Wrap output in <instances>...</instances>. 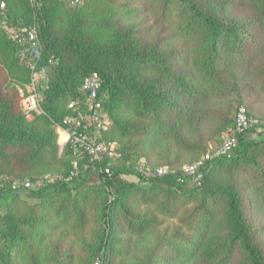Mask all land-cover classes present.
Returning a JSON list of instances; mask_svg holds the SVG:
<instances>
[{"label": "trees", "instance_id": "trees-1", "mask_svg": "<svg viewBox=\"0 0 264 264\" xmlns=\"http://www.w3.org/2000/svg\"><path fill=\"white\" fill-rule=\"evenodd\" d=\"M142 1L156 23H175L189 46L159 51L156 42L149 45L145 29L132 20L146 5L134 0H85L79 6L7 0L10 24L36 25L43 45L39 61L50 65V72L43 112L27 119L17 84L30 81L31 69L20 59V46L0 13V172L34 178L49 170L70 171L72 148L56 124L93 71L100 75L113 123L106 137L117 142L121 156L111 163L113 174L102 169L95 183L83 184L90 171L99 170L97 163L68 181L5 187L0 193V264H68L63 243L71 234L86 232L89 237L81 239L91 250L88 264L96 256L108 264L132 252L130 247L161 222L146 209L139 211L140 203L178 217L184 229L137 249L136 263L156 264L167 250L183 263L196 258L204 264H264L240 189L243 175L254 172L264 190V138L247 136L264 129L250 128L230 154L209 159L200 183L180 170L144 178L132 161L154 151L162 163L173 164L182 152L205 151V136L194 124L209 100L228 87L222 65L231 61L224 51L248 63L264 49V0H219L249 8L252 16L245 21L213 10L204 0ZM252 25L259 34L250 30ZM221 118L224 129L234 123V118Z\"/></svg>", "mask_w": 264, "mask_h": 264}, {"label": "rangeland", "instance_id": "rangeland-1", "mask_svg": "<svg viewBox=\"0 0 264 264\" xmlns=\"http://www.w3.org/2000/svg\"><path fill=\"white\" fill-rule=\"evenodd\" d=\"M207 1L209 7L217 12H222L227 14L230 17L235 18L236 20L242 21L247 20L252 16V11L246 6H241L235 3L223 4L219 0H204ZM85 0L79 5L83 4ZM135 3L146 5L142 0H134ZM151 9L146 5V9L136 18L132 19L133 22L139 23L140 27L143 28L144 37L147 43L153 44L157 43L159 51H170L173 48H182L187 47L189 44L184 42L187 39L182 38L175 29V23L169 22L165 24L156 23L150 16ZM3 24V23H2ZM14 25L20 26L17 23ZM35 25V24H33ZM252 25L250 30L259 34V29ZM224 56L228 57L231 62L228 64H223V70L225 75V82L228 87L225 91L219 96L213 97L209 100L210 103L205 108V112L200 114L199 121L197 124H194L198 130L200 136H205L206 150L209 148L210 144H215L221 142L223 139V134L227 128H223L224 118L222 120L221 116H226L228 118H234L236 109L239 105L244 104L252 114L259 117L261 120V129H264V49L255 54L248 63H242L237 61L229 51H224ZM196 105V104H195ZM126 112L132 116L131 110L127 109ZM215 114H214V113ZM212 113L215 116H209ZM209 116V117H208ZM134 120L138 122L139 120L134 117ZM144 121V120H143ZM141 122V121H140ZM113 126V124H112ZM140 135L133 137V140L141 138ZM249 137L264 138V132H251L248 133ZM204 152L200 153H180V160L173 164L162 163L163 161L158 160V155L154 151L150 152L148 155H139L138 157L132 158L133 167L135 168V162L140 159H144L152 167L169 165L175 170L182 167L186 163L194 161L196 158L200 157ZM171 159L175 158L171 154ZM196 157V158H195ZM195 158V159H194ZM264 164V163H263ZM136 170V168H135ZM52 170L45 171L44 173L51 172ZM61 172V171H58ZM137 172V171H136ZM138 173V172H137ZM0 174H6L0 172ZM8 176H12L7 174ZM38 175V176H39ZM100 172L98 170H92L88 173L86 181L83 184L95 183L100 180ZM28 178V176H27ZM242 179L244 180L240 184V189L243 195V204L245 208L246 215L248 220L255 228L256 239L264 249V190L262 186V181L259 176V173H246L243 175ZM192 180V179H191ZM193 183V182H192ZM196 183V182H195ZM139 211L146 209L150 214L158 217L161 222L153 227L151 232H148L143 240H139L137 246H131L129 249L132 252L125 256H115L109 261L108 264H139L134 260L136 257V250L142 249V247L150 245L155 239L165 235L168 237L172 235L177 230H183L184 226H181L179 218L176 216H166L162 215L148 205L142 203L136 205ZM119 225L123 226L122 220L118 221ZM92 227V226H89ZM89 237V234L86 232L83 236L72 235L62 245V251L69 254L68 264H88L91 261V250L87 248L86 244L82 241L81 238ZM143 242V243H142ZM149 247V246H148ZM102 260L100 256L94 258L93 263L97 260ZM104 264V262L102 263ZM156 264H204L197 260L196 258L188 259L184 263L182 258H179L176 255H172L167 250L164 251L161 256L156 260Z\"/></svg>", "mask_w": 264, "mask_h": 264}, {"label": "built area", "instance_id": "built-area-1", "mask_svg": "<svg viewBox=\"0 0 264 264\" xmlns=\"http://www.w3.org/2000/svg\"><path fill=\"white\" fill-rule=\"evenodd\" d=\"M33 3L42 0H30ZM68 4L78 5L82 0H61ZM0 13L2 23L6 26L11 39L20 46V59L31 69L30 81L18 83L17 89L21 96V107L27 119H32L36 114L43 112L42 100L44 89L49 84L50 65L39 61L43 45L38 35L36 25H14L7 20V0H0ZM52 60V59H51ZM80 95L72 98L67 103L69 112L56 126L65 135V140L70 144L73 152L71 168L67 173L47 172L34 178L12 177L0 174V193L7 186L14 189L40 187L45 183L68 181L81 171L99 165V170H105L108 175L113 174L111 163L121 156L115 140H108L106 132L112 127V119L104 106V92L102 81L98 72L88 73L79 87ZM261 120L258 116L249 113L246 106L237 107L234 123L227 127L223 139L219 143L210 144L209 148L200 157L190 163L182 165L177 170L189 176L193 182L200 183L203 178V167L209 159L222 154H230L237 143L241 133L255 127L261 130ZM108 164L102 165L105 160ZM93 164V165H92ZM138 174L144 178H151L176 171L169 165L152 167L144 159L135 162ZM93 264H102L97 259Z\"/></svg>", "mask_w": 264, "mask_h": 264}]
</instances>
